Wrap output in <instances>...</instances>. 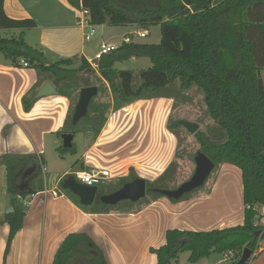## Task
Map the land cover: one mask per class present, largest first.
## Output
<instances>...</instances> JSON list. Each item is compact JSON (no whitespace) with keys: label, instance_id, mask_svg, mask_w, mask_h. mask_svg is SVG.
<instances>
[{"label":"trees","instance_id":"16d2710c","mask_svg":"<svg viewBox=\"0 0 264 264\" xmlns=\"http://www.w3.org/2000/svg\"><path fill=\"white\" fill-rule=\"evenodd\" d=\"M66 1L75 9L87 10L93 26L134 25L142 30L159 26L161 38L158 44L123 41L116 50L98 61L97 72L114 96V108L120 109L133 101L148 98L176 81L182 91L196 87L202 92L210 119L226 134L223 143L215 144L197 132L195 139L200 150L214 163V168L228 164L241 173L243 224L207 231L169 229L165 232V244L150 250L156 256V264H178L182 253H189V264H196L213 253L227 252L233 253L236 261L232 264H237L244 249L251 252L250 259L258 257L261 244L264 245V226L256 224L260 217L258 210L264 207V81L261 76L264 71V0ZM3 3L4 0H0V32L20 31L17 37L0 35V53L7 60L13 65L23 60L29 67L48 75L59 92L60 87L67 84L82 83V88L88 87L78 76L94 71L85 58L79 59L77 69L69 68L72 59L47 63L42 52L27 45L23 39V32L35 27V22L8 17ZM132 58H148L151 65L137 72L113 68L116 63ZM135 80L139 81L138 85ZM62 95L67 96V93ZM34 102L31 98H23L24 110L29 111ZM86 118L96 119L88 113L81 121ZM102 123L98 124L97 133ZM80 124L72 125L71 116L64 131L58 135L83 132L78 130ZM179 127L183 128L178 122L169 124L171 131ZM57 151L61 156L76 154L73 145L70 149L60 147ZM31 160L28 156L15 155L1 158L7 171V194L14 208V212L4 218L9 227L4 256L23 227L24 212L17 206V195L34 193L19 192L17 188L19 177L26 168L34 165L37 171L38 165ZM136 178L130 170L117 186L98 193L89 208L99 214L111 211L113 207L102 205L98 197L113 193ZM154 188L167 189L162 183L147 182V194L157 198L160 196L151 192ZM51 264L108 263L102 249L87 233L81 232L71 233L63 239Z\"/></svg>","mask_w":264,"mask_h":264},{"label":"crops","instance_id":"0c3cea01","mask_svg":"<svg viewBox=\"0 0 264 264\" xmlns=\"http://www.w3.org/2000/svg\"><path fill=\"white\" fill-rule=\"evenodd\" d=\"M35 5L38 6L36 12L40 17H45L50 8L55 6L57 8L53 10H56L57 15L39 21L35 17L36 13L31 15L16 0H4L3 3L8 17L16 20L32 19L35 22V27L23 32L25 43L42 52L47 63L52 58L51 54L63 56V59L83 57L87 60L83 46V42L86 43V29L79 25V11L66 0H36ZM9 31L17 32L18 35L20 33L19 30ZM31 31L39 33V48H35V43L29 39L28 33ZM127 34L124 38L126 42L134 36L132 32ZM102 43L116 45L113 41ZM263 73L264 71L261 76ZM262 79L264 81V77ZM45 83L53 86L55 95L36 99L37 92ZM23 98L35 101L29 111L23 108ZM69 105L67 96L58 91L48 75L31 67L25 68L21 62L13 65L6 59L0 63V264H51L63 239L71 233L81 232L87 233L102 249L108 264H156V256L150 250L165 244V232L169 229L207 231L243 224V204L239 205L236 218L230 205L225 213L215 214L214 221L207 225L195 223V219L205 212L200 206L211 202L214 192L176 203L164 198L153 200L144 210H111L99 214L89 208L91 206H82L76 196L61 187V182L73 172L64 171L51 180L43 179V186L39 184L35 178L37 171L41 173L39 160L45 168L48 165L44 158V138L46 135L55 136L56 145L62 141V134L58 133L64 131ZM174 106L173 97L160 95L111 110L103 118L95 141H89L87 149L82 146V154L73 168L78 167V171L86 172L108 170L114 180L126 177L132 170L138 178L145 181L156 180L175 156L173 150L176 148V140L168 132L169 122L166 121L163 125L161 123ZM75 136L76 134L73 135V140ZM72 145L76 150L74 155H78L73 141ZM5 155L28 156L38 167L26 179L22 190L18 188L21 175L19 177L18 191L34 193L17 195V206L24 212L23 227L14 236L4 256L9 233L4 218L9 208L14 212L7 194V171L1 163V158ZM58 155L60 158L66 156ZM230 166L224 164L222 169ZM235 194L240 196L242 192ZM154 209L157 213L150 212ZM258 211L259 216L264 215V207ZM146 212L148 213L145 214ZM263 221L264 217L258 218L256 224L264 226ZM125 226L132 227L130 236L115 232ZM261 246L257 253L260 258L257 264H264L263 243ZM207 258L196 264L206 263ZM231 261L234 262L233 259Z\"/></svg>","mask_w":264,"mask_h":264},{"label":"rangeland","instance_id":"374dc122","mask_svg":"<svg viewBox=\"0 0 264 264\" xmlns=\"http://www.w3.org/2000/svg\"><path fill=\"white\" fill-rule=\"evenodd\" d=\"M35 2L36 0H16V3H19V5L22 6L25 10L27 9V11L31 15H34L36 13L35 17H37L39 21L46 20L49 16L51 19L57 15L56 14L57 12H55L56 10H53L57 8V6H55L53 8H50L49 13L45 17H42V15L40 17V15L36 12V10H38L37 9L38 6L35 5ZM94 30H95V35L91 38V40L86 43L83 42L84 51H85L84 53L86 56H88V58L94 57V55L99 51L98 46L102 42L113 41L116 44L113 46L117 47L119 43L124 41V38L126 37V35H128L127 33L129 32H132V34H134L131 40L138 43L158 44L161 38L159 26H152L148 30H142V29H138L133 25L123 26V27H113V26L103 25L102 27L99 26L94 27ZM136 33H145L147 36L145 38H139L136 35ZM0 35L4 38H11L17 36L18 33L14 31H8V32H1ZM28 36L29 39H31V41L35 43L33 44L35 45L34 47L39 48L37 47L38 44L37 41L39 40V33L36 31H31V33H28ZM51 56L52 58H50L51 60L48 61L49 63H55L63 59V56H59L56 54L55 55L51 54ZM4 60H6L5 56L2 53H0V63H2ZM150 65L151 64L148 58H141L140 60L137 61L129 60L121 63H116L113 68L119 71L126 70V71L137 72L140 70L147 69L148 67H150ZM79 66H80L79 59L72 58V64L69 68L77 69ZM90 67L94 70L93 73H89L88 75L85 73H81V75L82 74L83 75L81 76L80 74H78V76H80V78L82 79V81L80 80L81 82H86L88 86L90 87L94 86L97 88V94L91 100V104L88 108V113L93 115L96 119H94V121H91L86 118L83 121L81 120L79 121L81 124L78 126V130L83 132L77 133L73 140V143L76 149L78 150V155H71L70 153H68L66 154V156H64V158H60L58 155L59 152L56 151V148L62 147V141H60V143L56 145L54 143L55 136H51V135L45 136L44 158L48 163V165L46 166L45 173H39L40 171L39 172L37 171L35 176L39 184H42V186L44 182L43 179L51 180L56 175L64 171H71V172L78 171L79 168L78 167L73 168V165L77 161L79 155L82 154L83 151L82 146L84 149H87L88 146L86 145L89 143V141H95V138L99 135V131L97 133L98 124L103 121V118H105V116L111 110L112 111L118 110L114 108L115 105L114 96L111 93L108 84L101 79L99 73L97 72V66L90 65ZM262 77H264V73ZM135 82L137 83V85L139 84V81L135 80ZM81 88H82V83H80L79 85L67 84L63 88L62 86L60 87V93L61 94L67 93V98L70 104L66 123H68L69 120H71V116L73 115L74 108L78 101L79 90ZM160 95L171 96L173 97V100L175 102L174 109L171 110L169 114L167 113L166 117L164 116L163 119L161 120L162 125L165 124L166 121H168L169 124H172L174 122L179 123L180 121H187V122L192 121V123H196L199 126L198 130L194 134H190L184 128H180V127L175 128V130L172 131L169 129L168 132L171 134L173 139L176 140V148L173 150L175 156L170 162V164H168V167L166 168V170L167 169L169 170L167 172L166 170H164L162 175L159 176L156 180L146 181L148 183L153 182V184L162 183L166 186L167 189H175L181 183L187 181L191 177L194 171V163L192 161V157L197 151L200 150V146L195 139V134L197 132H201L204 135H206L215 144L223 143L226 140V134L220 128H218L210 119L206 111V107L202 100L203 98L202 92L198 90L196 87L193 86L187 91H182L180 89V83L176 81L169 87L161 89L148 96L156 97ZM118 181L119 179L118 180L113 179L109 181L102 187L98 188V193L108 192L110 189L117 186ZM147 192L145 197L140 201H138L137 203L134 204L129 201H123L118 203L116 206H114L112 210L126 211V212L127 211L133 212L139 209L144 210L145 209L144 207L147 206L151 201L163 198V197L157 198L152 194H147ZM209 192H214L212 194V200L211 202L204 203L203 205L200 206L201 209L203 207L205 212L195 219V223L202 226L207 225L210 221H214L215 214H217L218 212H220L221 214L225 213L230 205L232 207V212L234 213L233 214L234 218H236L238 208L240 207L239 205L242 204L241 202L242 194L240 196L235 194V192H242L241 173L239 169L230 166L223 170L222 165H217L211 172L209 178L206 180L204 186L196 191L186 194L182 198V200H186L187 198H196L199 197L200 194L203 193L207 194ZM166 200L170 201L168 199ZM237 200H238V204H237ZM173 203L176 202L173 201ZM150 212L157 213L155 209ZM147 213L148 212H146L145 214ZM263 217L264 215L260 216L259 218L261 219ZM262 224H264V221L262 222ZM131 230H132L131 226L129 227L125 226L124 228L115 230V232L122 233L123 236L128 237L131 235ZM123 236H119V237L123 238ZM140 242L142 243V241ZM188 257H189V253L180 254L178 259L180 260V264H189ZM240 258L241 256L239 257L237 262L240 260ZM232 259L236 261V259L233 256H223V254L221 255V254L213 253L209 256V258L206 259L205 262L208 264H232L231 261ZM259 259L260 258L258 257H256L255 259L251 258L247 262V264H257ZM263 260H264V255H263Z\"/></svg>","mask_w":264,"mask_h":264},{"label":"water","instance_id":"95a60500","mask_svg":"<svg viewBox=\"0 0 264 264\" xmlns=\"http://www.w3.org/2000/svg\"><path fill=\"white\" fill-rule=\"evenodd\" d=\"M55 93L56 91L53 86L50 83H45L37 92L35 98L39 99L50 97L55 95ZM96 94L97 88L94 86L83 87L79 90L78 101L72 115V125H77L81 119L87 116L88 106ZM179 125H181L190 134H194L199 127L196 123L187 121H180ZM61 139L62 147L64 149H70L72 147L73 134L64 133L62 134ZM192 161L194 163V171L187 181L181 183L175 189L154 188L151 192L170 201H179L186 194L202 188L213 171L215 165L201 150L194 154ZM35 170L36 167L34 165H31L24 170L21 175V182L18 186L19 190H22L25 187L26 179L31 176ZM61 187L76 196L79 199L80 204L84 207L91 206L98 194L97 187L86 186L84 184L78 183L72 174H70L61 182ZM146 192V181L141 178H136L133 181L124 184L115 192L101 195L98 198L102 205L114 207L123 201H129L135 204L145 197ZM12 212V208L7 210V214H11ZM250 257L251 252L248 249H244L237 264L247 263Z\"/></svg>","mask_w":264,"mask_h":264},{"label":"built area","instance_id":"2783aa9c","mask_svg":"<svg viewBox=\"0 0 264 264\" xmlns=\"http://www.w3.org/2000/svg\"><path fill=\"white\" fill-rule=\"evenodd\" d=\"M79 11V25L86 29V33L84 34V40L86 42L90 41L91 38L95 35L94 27L89 22V16L87 10L84 9H77ZM139 38H145L147 35L145 33H137ZM129 42V41H127ZM118 47V46H117ZM116 46L107 44V43H101L98 48L99 51L94 55L93 58H88L87 61L91 66H97L98 61L101 59L102 56L108 55L117 48ZM22 66L27 68L29 67L28 64L21 60L20 61ZM39 169L41 170V173L46 172V168L42 164V162L39 160ZM72 176L74 179L81 184H84L86 186H94V187H102L109 181L113 180V177L111 173L108 170H101V171H77L73 172ZM223 256H233L232 252H227L223 254Z\"/></svg>","mask_w":264,"mask_h":264},{"label":"flooded vegetation","instance_id":"af4514ba","mask_svg":"<svg viewBox=\"0 0 264 264\" xmlns=\"http://www.w3.org/2000/svg\"><path fill=\"white\" fill-rule=\"evenodd\" d=\"M20 182H21V179H20ZM146 189H147V182H146ZM152 191V190H151ZM115 192V191H114Z\"/></svg>","mask_w":264,"mask_h":264}]
</instances>
